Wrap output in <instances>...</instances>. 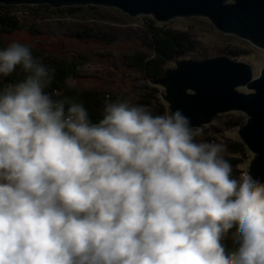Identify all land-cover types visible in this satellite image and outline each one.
Here are the masks:
<instances>
[{"label": "clouds", "instance_id": "9594fccd", "mask_svg": "<svg viewBox=\"0 0 264 264\" xmlns=\"http://www.w3.org/2000/svg\"><path fill=\"white\" fill-rule=\"evenodd\" d=\"M17 66L0 87V264H264V182L233 178L180 110L106 98L92 123L13 41L0 78Z\"/></svg>", "mask_w": 264, "mask_h": 264}, {"label": "trees", "instance_id": "16d2710c", "mask_svg": "<svg viewBox=\"0 0 264 264\" xmlns=\"http://www.w3.org/2000/svg\"><path fill=\"white\" fill-rule=\"evenodd\" d=\"M116 13L120 17L117 18L119 19L118 22L128 20L124 14ZM95 14L116 22L113 17L114 13L111 10L91 5L53 8L46 4L30 6L0 4V49H4L9 45L3 39V36L18 31H26V33L34 36L70 37L103 44H113L120 40L139 38L138 36L142 38L139 41L143 43V49H135L124 55L125 65L136 74L134 77L135 82L130 84L128 90H120L119 93L68 85L69 79L85 76L82 68L89 62L90 58L84 53L74 51L68 56L56 55L46 51L43 47L22 43L30 46L35 58H38L44 65L55 69L54 79L45 91L50 94L59 92V96L53 95L54 100L72 97L76 102L82 103L87 109L92 123H97L102 119L106 98H110L112 102L128 100L133 105L146 107L153 115L167 113V105L162 99L163 90L153 86L151 82L160 78L165 69L175 60L183 59L198 51L200 52L199 56L195 54L196 58L193 60L223 55L236 61L235 56L246 55L250 52L241 47L236 50L229 43L222 45L223 47H214L213 49L210 46L205 47L204 44L198 46L197 40L193 39L189 33L176 30L151 18L145 19L146 22L143 23L144 30H141L142 33L136 36L129 32L131 29H125L127 23L120 26L113 22V24H108L85 19ZM25 76L26 73L17 66L10 76L0 78V87L7 83H18ZM245 120L244 115L237 113L216 116L213 123L207 127L211 135L203 136L201 133L199 137H196L197 142L220 144L223 148V153L220 154L232 165L233 178H238L245 171V166L243 169L241 167L250 153L240 140H233L222 135L225 131L240 128ZM219 137L222 142L218 140ZM224 243L226 248L232 247L230 240L226 239Z\"/></svg>", "mask_w": 264, "mask_h": 264}, {"label": "water", "instance_id": "95a60500", "mask_svg": "<svg viewBox=\"0 0 264 264\" xmlns=\"http://www.w3.org/2000/svg\"><path fill=\"white\" fill-rule=\"evenodd\" d=\"M22 3L53 8L100 5L130 17L151 15L156 21L204 16L217 31L235 35L264 52V0H0L5 5ZM153 83L163 88L167 112L180 110L193 129L207 125L217 114L242 112L246 120L237 136L252 154L247 172L264 182V66L254 77L249 63L223 55L178 59ZM240 87L248 92L239 91Z\"/></svg>", "mask_w": 264, "mask_h": 264}, {"label": "rangeland", "instance_id": "374dc122", "mask_svg": "<svg viewBox=\"0 0 264 264\" xmlns=\"http://www.w3.org/2000/svg\"><path fill=\"white\" fill-rule=\"evenodd\" d=\"M226 2L232 3V1ZM11 5L30 6L36 4L22 3ZM91 6L111 10V12L114 13V15H112L116 19V22H113L112 19H107V17L103 18V16H98V14H95V17L88 16V18H85L86 20L98 21L99 23L108 24L116 23L120 26H122L121 24L123 23H127L125 29H131L129 30V32L135 34L136 36L142 33L141 30H144L143 23L146 22L145 19L151 18L156 21L151 15H138L135 17H130L114 7H105L100 5ZM115 11L124 14L128 20H125L124 22H118L119 19L117 18L120 17L117 16V13ZM157 22L164 23L176 30L189 33L193 37V39L197 40L198 46L204 44L206 45L205 47L208 48V46H210V48L213 49L214 47H223L222 45H226V43H229L231 47L236 50L241 47L246 49V51L248 52L250 51L246 55L242 54L238 57L235 56L234 59L236 61L249 63L252 67L254 77L257 76L259 70L264 66V52L261 49L255 48L246 40L240 39L235 35L224 34L217 31L212 26L208 18L204 16H176L167 21ZM138 37L139 38L136 37L132 39L120 40L113 44H103L91 40H79L70 37H49L43 35L34 36L26 33V31H18L14 34L3 36V39H5L8 44L15 41L18 43H27L33 46L43 47L46 51L56 55L68 56L74 51L82 52L90 58L89 62L82 68V72L85 73V76H81L75 79H69L68 85H76L79 88H97L100 90H108L111 93H119L120 90H128L130 84H133L135 82L134 77L136 76V74L128 66L125 65L124 55L130 51H134L135 49L144 48L143 43L139 41L141 37ZM199 53L200 52L198 51L194 52L183 59H195V54L199 56ZM172 67H174V63H172L167 68ZM136 82L138 83V81ZM151 84L163 90V88L158 84H155L153 82H151ZM237 89L242 92H248L247 89L242 87ZM229 113L244 115L242 112L230 111L217 114L216 116ZM213 120L207 125H203L201 128H195L193 130H199L200 133L203 134V136H210L211 132L207 130V127H209L213 123ZM236 131L237 129L225 131L222 136L233 140H240L237 136ZM218 140L222 142L220 137L218 138ZM221 153H223V148H221ZM251 158L252 154L250 153L249 157L245 159V163L242 165L241 169H243L245 166V171H248V165Z\"/></svg>", "mask_w": 264, "mask_h": 264}, {"label": "built area", "instance_id": "2783aa9c", "mask_svg": "<svg viewBox=\"0 0 264 264\" xmlns=\"http://www.w3.org/2000/svg\"><path fill=\"white\" fill-rule=\"evenodd\" d=\"M244 172H246V171H244ZM243 173V172H242Z\"/></svg>", "mask_w": 264, "mask_h": 264}, {"label": "flooded vegetation", "instance_id": "af4514ba", "mask_svg": "<svg viewBox=\"0 0 264 264\" xmlns=\"http://www.w3.org/2000/svg\"><path fill=\"white\" fill-rule=\"evenodd\" d=\"M258 75V74H257Z\"/></svg>", "mask_w": 264, "mask_h": 264}]
</instances>
